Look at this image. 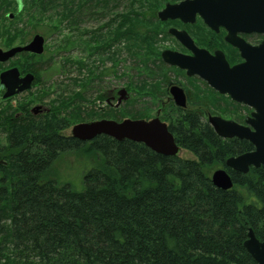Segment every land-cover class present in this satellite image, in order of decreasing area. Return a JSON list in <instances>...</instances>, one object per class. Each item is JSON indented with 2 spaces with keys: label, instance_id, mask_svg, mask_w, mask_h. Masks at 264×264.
<instances>
[{
  "label": "trees",
  "instance_id": "16d2710c",
  "mask_svg": "<svg viewBox=\"0 0 264 264\" xmlns=\"http://www.w3.org/2000/svg\"><path fill=\"white\" fill-rule=\"evenodd\" d=\"M164 1L0 0L6 48L24 41L25 31L13 21L18 15L30 23L47 19L54 31L58 23H78L85 12L107 18L98 29L85 30L80 43L87 56L64 61L87 69L84 79H73L81 89L52 99L43 114L22 103L0 109L6 141L0 146V264H257L243 243L249 228L264 241V165L246 173L225 165L227 158L251 151L249 141L222 138L203 114L171 102L160 118L193 158L162 155L142 142L104 134L87 141L62 134L79 121L67 109L87 103L84 90L93 79L115 72L120 61L131 62L122 73L129 90L163 93L171 67L162 61L156 40L165 23L153 12ZM98 52L112 62L111 69H99L93 59ZM123 53L127 59H118ZM15 56L20 59L12 65L21 74L33 73L34 86L41 83V96L47 94L44 79L62 66L44 52ZM38 57L46 59L36 63ZM103 98L99 93L95 100ZM106 106L102 117L147 118L141 111ZM214 108L230 112L228 104ZM71 153L89 167L81 190L52 171ZM218 167L231 176V188L213 184L211 171Z\"/></svg>",
  "mask_w": 264,
  "mask_h": 264
},
{
  "label": "water",
  "instance_id": "95a60500",
  "mask_svg": "<svg viewBox=\"0 0 264 264\" xmlns=\"http://www.w3.org/2000/svg\"><path fill=\"white\" fill-rule=\"evenodd\" d=\"M264 0H180L166 3L157 12L160 20L179 19L183 23H193L198 15L203 22L214 30L224 27L227 30L225 40L234 45L240 52L243 61L230 65L221 50L213 53L197 47L185 30L170 28L173 34L190 54L165 49L161 52L164 63L176 66L185 71L187 76H197L220 94L228 95L233 101L251 108V112L241 124L220 115H209L208 123L222 138H239L253 145L251 151L231 156L225 165L235 171L246 173L251 166L264 165V41L252 46L241 38L237 32L257 31L264 33ZM252 8V11L249 10ZM258 9L259 13H256ZM12 17V14H9ZM44 37L35 34L29 42L0 48V62H5L20 52L40 54L43 52ZM34 75L30 72L20 75L17 67H10L0 72V87L5 91L0 97L9 98L31 87ZM116 105L126 98L125 88L118 90ZM175 104L185 107L186 96L183 88L173 84L169 87ZM40 105L32 107L36 114ZM107 135L117 140L129 139L142 142L153 151L166 156L178 155L180 147L175 142L168 125L153 117L149 120L124 118L98 119L79 122L71 128V136L87 141L97 135ZM214 185L229 189L233 182L224 168H217L211 174ZM247 252L257 264H264V241L259 240L251 228L243 243Z\"/></svg>",
  "mask_w": 264,
  "mask_h": 264
},
{
  "label": "rangeland",
  "instance_id": "374dc122",
  "mask_svg": "<svg viewBox=\"0 0 264 264\" xmlns=\"http://www.w3.org/2000/svg\"><path fill=\"white\" fill-rule=\"evenodd\" d=\"M175 1L178 0H165L161 8L166 3H174ZM121 8L122 6H120V9ZM161 8L154 9L153 13L156 15L157 11H159ZM15 10L16 9H13V7H11L10 9V11L13 12H16ZM83 15L84 16L79 19L78 23H72L70 25L65 22L58 23V31H54L49 27L50 22L47 19L39 20V23H35L34 21L30 23L27 17H23V15H18L13 19V21L15 20V23H18V27L25 31L24 41L15 42L14 45L28 42L36 33L41 34L45 38L44 55L46 57L51 56L52 62L54 64L61 65L62 69L60 68L58 70L59 72H55L53 75L44 79V89L48 91L47 94L43 95L44 97L41 96V93L39 91L42 84L40 83L34 86L33 82L32 87L29 90L11 97L10 101H0V109L5 108L11 104L13 106H16L19 103L28 105L29 109H31L34 105H41L45 108H48L52 99H55L57 97L61 98L60 96L65 97L69 94L68 92L81 89L78 85L76 87L74 86L73 79H84L87 74V69L84 68L81 71H78L76 65L64 61H66L67 59L76 60L78 58H85L87 56V53L82 48L80 40L84 37H87L86 31H94L98 29V27L107 20V18H101L100 16H87L86 12L83 13ZM54 19H58L57 16ZM3 23V20L0 21V48L5 50L7 48L5 45H3V39L1 37V25ZM163 23L167 22L165 21ZM158 29L160 33L159 36H157L158 39L156 38V40L157 43L161 46L160 51L162 49L184 51L180 43L174 40L173 37L171 38V36L167 35L168 33L166 24H160L158 26ZM196 30L198 31V33L196 31H192V35L194 34V39L196 40V42L203 47H212L209 38L207 36L201 37L199 35V30ZM103 31H105V29ZM212 44L217 45L218 42H212ZM110 51L111 50L107 51L106 56L110 54ZM106 56L102 55L101 52L94 53L93 55V59L96 61V64L99 65L100 70H108L113 66L112 62L106 59L108 58ZM127 56L128 55H126V53H123L121 55H118V59H127ZM101 58L103 61L99 60ZM19 59L20 58L18 56H15L4 63H0V71L13 66L12 64ZM45 59V57H38L36 59V63H43ZM28 62L31 63L32 59L28 58ZM120 62L117 64L115 72L107 73L103 76V78L100 77L93 79L90 85L84 90L86 96L85 98L86 100H88L87 103L81 104L78 102L79 104H75L74 106L75 109H73L72 107L67 109V115H69L70 117H75L79 121L71 124L65 130H63L62 134L66 136L70 135L72 126L78 122H86L91 120H98L100 118H106L102 117V114L109 110L106 107L107 104L112 109L119 110L120 112L123 108V110L126 112L141 111L147 113V118L143 119H150L156 116V111L159 107V101L165 99L167 95L170 96L168 89L173 84L179 85L181 87H186V91L189 93V102L187 103V108L200 112L204 115L205 118H207L208 115L215 114L220 115L225 119H231L240 123H244V118L250 113L249 108L248 110L247 107L243 105H236V103L232 102L229 97L219 94L217 91L211 89L210 87L208 88L206 86V83L200 78L196 76L188 77L185 75L184 71L173 66H170L171 68H169L165 75L166 79L164 85L160 89V91L163 93H159L157 91L155 94L151 95L149 93L140 94L135 90H129L126 87L128 78L123 76L122 73L125 72L124 68L126 65L131 66V62ZM38 67L41 69V73L45 72L43 71V65H39ZM124 87L128 91V96L126 100L122 101L118 106L115 107L114 104L116 103L117 97L111 99L110 96ZM99 93H104L105 97L101 100H95V97ZM1 94L2 90H0V95ZM107 98H109L110 103L106 102ZM228 99L231 101L230 103L227 102ZM90 100L94 101L95 103H90ZM227 104L229 106L230 112H222L221 110L214 108L217 106L226 107ZM126 117L130 118L129 116ZM165 122L168 124L167 120ZM5 143V135L0 129V146ZM179 156L183 158H193L192 154L184 149H181L179 151ZM88 168V164H86L85 161L71 153L67 154L66 156H62L61 160L55 162L52 171L53 173H59L62 176L63 180L70 183L76 190H81L83 187V174Z\"/></svg>",
  "mask_w": 264,
  "mask_h": 264
},
{
  "label": "flooded vegetation",
  "instance_id": "af4514ba",
  "mask_svg": "<svg viewBox=\"0 0 264 264\" xmlns=\"http://www.w3.org/2000/svg\"><path fill=\"white\" fill-rule=\"evenodd\" d=\"M178 1H180V0H178ZM178 1H175V2H178ZM263 4H264V1H263ZM249 11L251 12L252 8ZM255 11H256V13H259L258 9H255ZM261 12L263 13L264 10H261ZM165 21L167 22V23H165L167 25V33H168L167 35L171 36V38L173 37L174 40H176L178 43H180V45L182 46V48L184 50V51L179 50V52L185 53V54H190V51L188 49H186L185 46H183V44L173 34H171L169 32L170 28H175L178 30H185L188 33V35L192 38L194 44L199 48H205V49L209 50V52H211V53H213L215 50H221L224 53L225 58L227 59V61L229 62L230 65L240 63L243 61V58L240 55L239 50L234 45L230 44L228 41L225 40V35L227 33V30L224 27L221 26V27H219L218 30H214L211 27H209L208 25H206L198 15L196 16V19L193 23H183L179 19H167ZM196 29L199 30V35L201 37L207 36L209 38V41L211 42L212 47H210V46L209 47H203V46H200L196 42V40L194 39V34L192 35V31H196L198 33V31ZM237 37L241 38L246 43H248L252 46L259 45L261 42L264 41V33L257 32V31L237 32ZM212 42H218V44L214 45V44H212ZM163 50H165V49H162L161 51H163ZM176 51H178V50H176ZM181 88H183L185 96H186V106L184 109H187V106H188L187 103L189 102V93L186 91V87H181ZM104 97H105V94H104ZM110 97H111V99H114V97H117V91L115 92V94L113 93ZM170 102L173 103L175 106H177L175 104L174 100L169 95H167L165 97V99L159 101V107L156 111V115L161 114L160 112L162 111V109L164 107H166L167 103H170ZM177 107H179V106H177ZM30 111H31V109H30ZM46 111H48L47 108L42 106L37 114H43V113H46ZM246 118H247V116L244 118V120ZM100 119H102V118H100Z\"/></svg>",
  "mask_w": 264,
  "mask_h": 264
},
{
  "label": "bare ground",
  "instance_id": "6f19581e",
  "mask_svg": "<svg viewBox=\"0 0 264 264\" xmlns=\"http://www.w3.org/2000/svg\"><path fill=\"white\" fill-rule=\"evenodd\" d=\"M9 119V118H8Z\"/></svg>",
  "mask_w": 264,
  "mask_h": 264
}]
</instances>
